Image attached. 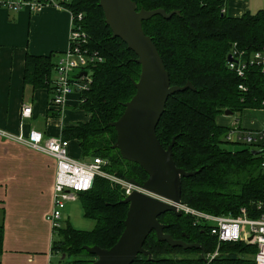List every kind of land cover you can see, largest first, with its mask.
Segmentation results:
<instances>
[{"label":"trees","instance_id":"trees-1","mask_svg":"<svg viewBox=\"0 0 264 264\" xmlns=\"http://www.w3.org/2000/svg\"><path fill=\"white\" fill-rule=\"evenodd\" d=\"M138 9L163 8L176 11L171 17L156 15L143 21V27L163 58L171 85L193 87L171 95L157 126V135L166 148L176 137L173 157L176 165L196 172L182 179V202L197 210L213 214L239 215L246 208L251 216L253 208L264 195V171L260 158L245 147H237L225 139L228 126L219 122L226 110L243 112L245 108H260L264 100V77L253 73L248 80L237 76L227 67V55L237 43L240 48L254 50L264 43V8L257 14L247 12L240 17L223 12L227 0H134ZM100 0H69L65 6L74 14H83L82 25L88 35L87 46L97 51L103 61L92 65V82L81 93L78 109L86 119L65 125L63 137L76 140L83 160L103 157L106 169L124 179L139 183L147 179L137 164L125 160L114 147L117 131L112 123L125 110L124 103L136 92L134 82L139 79L141 65L137 55L120 38L112 37L106 24ZM54 54L28 53L25 82L33 90L48 88L53 92L52 72L56 69ZM249 85V93L241 91V82ZM97 177L94 186L79 194L85 217L95 223L90 230L66 224L56 236L52 251L75 257L70 264H91L81 254L86 245L112 247L121 236L128 205L119 203L124 191ZM167 224L165 232L175 239L204 245L205 254L211 252L217 239L194 223L191 214L178 216L166 212L159 217ZM4 228L0 223V264L3 253ZM223 253L208 261L201 249L172 247L159 241L153 231L144 247L153 258L139 254L132 264H256L257 246L245 241L221 243ZM89 256L93 254L86 253ZM245 254V255H244ZM244 255V256H243Z\"/></svg>","mask_w":264,"mask_h":264},{"label":"crops","instance_id":"crops-1","mask_svg":"<svg viewBox=\"0 0 264 264\" xmlns=\"http://www.w3.org/2000/svg\"><path fill=\"white\" fill-rule=\"evenodd\" d=\"M247 2L227 0V14L240 17L250 12ZM70 30L71 13L66 9L48 6L34 13L0 6L1 127L15 133L37 128L46 137H63L65 125L86 119V113L78 109L81 95L77 89L68 96L65 112L60 113L51 105L48 88L33 90L25 82L27 54L53 53L57 62L69 48ZM53 73L54 79L56 70ZM25 105H31L32 113L30 117L22 118ZM252 112L259 114L254 110L249 114ZM230 117L222 116V122H219L229 126L233 121ZM70 153L76 158L81 153L76 140H70ZM56 172L57 161L52 155L0 137V223L4 228L2 264H54L55 257L62 256L52 251L56 236L47 219L54 205ZM74 202L67 205L65 225H72Z\"/></svg>","mask_w":264,"mask_h":264},{"label":"water","instance_id":"water-1","mask_svg":"<svg viewBox=\"0 0 264 264\" xmlns=\"http://www.w3.org/2000/svg\"><path fill=\"white\" fill-rule=\"evenodd\" d=\"M99 4L112 37L122 39L137 55L136 61L141 65L139 79L134 82L136 92L124 103L125 110L121 117L112 123L117 131L114 147L119 149L125 160L137 163L148 177L143 183L134 178L126 179L138 189L119 201L128 205V211L124 220L125 228L118 241L110 248L86 245L84 249L96 256L91 264H132L139 254L152 259L151 251L144 245L155 231L159 241L167 242L172 247L201 249L205 258L203 244L175 239L165 232L167 224L159 219L169 211L178 216L183 214L178 208V204L182 203V179L196 173L176 165L173 157L176 137L165 148L157 135V126L169 97L193 85L191 82L183 86L171 85L158 47L143 27L145 20L156 15L169 18L176 11L167 12L163 8L139 10L134 0H100ZM225 114L232 115L233 112L226 110ZM253 153L257 154L258 151ZM65 257L63 253L61 261Z\"/></svg>","mask_w":264,"mask_h":264},{"label":"built area","instance_id":"built-area-1","mask_svg":"<svg viewBox=\"0 0 264 264\" xmlns=\"http://www.w3.org/2000/svg\"><path fill=\"white\" fill-rule=\"evenodd\" d=\"M69 0H0V6L8 10H29L38 13L45 7L52 6L66 9L71 13V30L69 48L62 54L56 64V78H52L53 92L51 105L60 113H64L68 96L76 89L81 93L89 88L92 82V65L103 61V57L88 48V35L83 29V14H74L65 6ZM227 5V3H226ZM226 12V6L223 9ZM231 57V59H229ZM227 67L237 76L248 80L253 73L264 77V43L257 49L240 48L235 43L227 55ZM86 74H83V72ZM241 82L238 88L249 93V85ZM264 88V85H263ZM258 111L262 114L260 124L251 120L249 111ZM31 105L22 108L21 117H30ZM236 114V115H235ZM234 122L228 126L225 139L228 142L248 148L252 152L258 151L260 166L264 171V100L260 108H245L243 112H235ZM249 122L250 124H246ZM0 137L13 140L52 155L57 161L56 180L54 184V205L47 219L52 225L55 236L65 226V208L71 201H77L81 192L89 191L97 177H109L117 180L125 187L126 194L138 189L126 179L117 178L110 173L106 166L108 160L103 157H93L86 160L74 157L70 153V140L62 136L46 137L45 133L37 128L28 132H12L0 126ZM183 213L191 214L194 223L201 225L211 236H214L218 245L224 242L245 241L257 246L254 255L256 264H264V195L253 208L256 216H251L246 208H242L239 215L213 214L192 208L183 202L178 204ZM218 253L212 255L215 258Z\"/></svg>","mask_w":264,"mask_h":264},{"label":"rangeland","instance_id":"rangeland-1","mask_svg":"<svg viewBox=\"0 0 264 264\" xmlns=\"http://www.w3.org/2000/svg\"><path fill=\"white\" fill-rule=\"evenodd\" d=\"M248 2H247V4H248V6H249V8H248V10L251 12V14H257L260 10H262L263 8H264V0H247ZM230 12H231V10H230ZM54 72V71H53ZM52 72V74H54V76H55V73H53ZM236 115V114H235ZM224 116H226V114H224ZM229 116H231L230 118L233 120L232 121V123L234 122V115L232 114V115H229ZM250 117H251V120H253V121H257L258 122V124H260L259 122V120H261V118H262V114H258V113H256V115L255 114H253V112L252 113H250ZM222 119L223 118H220V122H222ZM227 119H225V121H226ZM246 124H250L249 122H247ZM237 147H242V146H240V145H236V146H234V148H237ZM77 158H79V159H83V156H82V153H80V155H79V157H77ZM89 159V158H88ZM113 174V173H112ZM113 175H115V174H113ZM117 178H119L120 176H117V175H115ZM122 177H120V179H121ZM106 180L107 182H109V183H112L113 185H115V186H119L123 191H124V193H125V195H128V194H126V191H125V187L122 185V184H120L117 180H114V179H110L109 177H102V178H100L99 180ZM123 179V178H122ZM75 203V205L73 206V209H72V215H71V219H70V221H71V223H72V225L74 226V227H76V228H81V229H92V224L94 223V221L92 220V219H86L85 217H84V214H83V208H82V204H81V201L80 200H77V201H75L74 202ZM66 209H67V207L65 208V213H66ZM58 237L59 236H61V234H60V232L58 233V235H57ZM56 238V237H55ZM60 238V237H59ZM223 247H222V245L220 244V245H218V244H216L215 245V248L211 251V252H209V253H207V254H205V259L206 260H208V261H210L211 260V258H212V255H214V254H216V253H218V256L219 255H221V253H223V249H222ZM87 253V252H86ZM86 253H83V254H81V257H83V258H85L86 260H94L96 257H94V256H89V255H87ZM245 255V254H244ZM243 255V256H244ZM245 256H248V257H250V258H254V255L253 254H246ZM61 258H62V256H60L59 255V257L57 258V257H55V260H54V264H59V261H61ZM74 258L75 257H71V256H68V257H65L61 262H60V264H70V262L72 261V260H74Z\"/></svg>","mask_w":264,"mask_h":264}]
</instances>
